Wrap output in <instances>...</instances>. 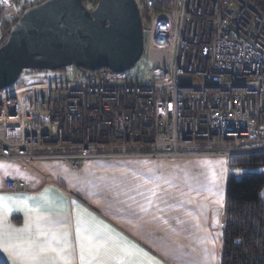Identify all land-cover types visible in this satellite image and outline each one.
Instances as JSON below:
<instances>
[{
    "label": "built area",
    "instance_id": "obj_1",
    "mask_svg": "<svg viewBox=\"0 0 264 264\" xmlns=\"http://www.w3.org/2000/svg\"><path fill=\"white\" fill-rule=\"evenodd\" d=\"M135 1L148 72L17 81L0 92V159L77 169L105 156L264 152V11L250 0ZM22 16L0 0V39Z\"/></svg>",
    "mask_w": 264,
    "mask_h": 264
},
{
    "label": "crops",
    "instance_id": "obj_2",
    "mask_svg": "<svg viewBox=\"0 0 264 264\" xmlns=\"http://www.w3.org/2000/svg\"><path fill=\"white\" fill-rule=\"evenodd\" d=\"M229 172L212 153L0 159V264H222ZM81 233L106 249L85 243L81 260Z\"/></svg>",
    "mask_w": 264,
    "mask_h": 264
},
{
    "label": "water",
    "instance_id": "obj_3",
    "mask_svg": "<svg viewBox=\"0 0 264 264\" xmlns=\"http://www.w3.org/2000/svg\"><path fill=\"white\" fill-rule=\"evenodd\" d=\"M144 53V31L135 0H45L27 8L0 45V92L26 70L74 66L91 72H124Z\"/></svg>",
    "mask_w": 264,
    "mask_h": 264
},
{
    "label": "trees",
    "instance_id": "obj_4",
    "mask_svg": "<svg viewBox=\"0 0 264 264\" xmlns=\"http://www.w3.org/2000/svg\"><path fill=\"white\" fill-rule=\"evenodd\" d=\"M250 1L264 11V0ZM84 3L93 8L97 0H84ZM14 24L7 25L8 33ZM230 160L222 264H264V152L233 155Z\"/></svg>",
    "mask_w": 264,
    "mask_h": 264
},
{
    "label": "rangeland",
    "instance_id": "obj_5",
    "mask_svg": "<svg viewBox=\"0 0 264 264\" xmlns=\"http://www.w3.org/2000/svg\"><path fill=\"white\" fill-rule=\"evenodd\" d=\"M44 0H16L15 3H17L19 8H29L31 6L37 5ZM16 4V5H17ZM23 10V9H22ZM1 28L3 30L2 37L0 39V45L5 43L6 40L8 39L9 33L7 31V25L3 24L1 25ZM10 32V31H9ZM8 35V36H7ZM7 37V38H6ZM150 67V62L147 59L145 55L142 56V58L137 62V64L132 68L133 72H137L140 74L142 77L145 75ZM75 74V67L70 66L67 70H57V71H50V70H43V71H25L18 82L20 80H26L28 82H34V81H45V80H61L65 78H69L70 76ZM89 72H83L80 70V75H88ZM229 158V156H227ZM231 157L229 158V165H230V160ZM264 168V167H263ZM255 170L262 171V168H256Z\"/></svg>",
    "mask_w": 264,
    "mask_h": 264
},
{
    "label": "snow or ice",
    "instance_id": "obj_6",
    "mask_svg": "<svg viewBox=\"0 0 264 264\" xmlns=\"http://www.w3.org/2000/svg\"><path fill=\"white\" fill-rule=\"evenodd\" d=\"M79 231H80V229L78 228V232ZM55 239H56V237H53V240H55ZM85 243L88 244L90 250H94V251L98 252L101 249H106V245H104V244L97 245V244L94 243L92 237L84 236L81 233V249H80L81 260H83V258H84ZM49 250H52V251L56 250L55 248H53L51 243H49L47 245H42L40 247V253H45V252H47ZM36 264H54V261H51L49 259L41 258V259L37 260ZM134 264H139V262H134ZM156 264H158V262H156Z\"/></svg>",
    "mask_w": 264,
    "mask_h": 264
},
{
    "label": "clouds",
    "instance_id": "obj_7",
    "mask_svg": "<svg viewBox=\"0 0 264 264\" xmlns=\"http://www.w3.org/2000/svg\"><path fill=\"white\" fill-rule=\"evenodd\" d=\"M23 13H24V11H23ZM15 25V24H14Z\"/></svg>",
    "mask_w": 264,
    "mask_h": 264
}]
</instances>
